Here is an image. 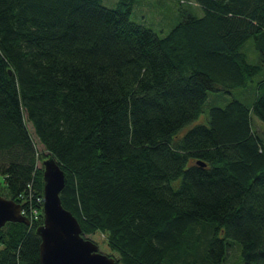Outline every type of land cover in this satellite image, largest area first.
Returning <instances> with one entry per match:
<instances>
[{"label":"trees","instance_id":"16d2710c","mask_svg":"<svg viewBox=\"0 0 264 264\" xmlns=\"http://www.w3.org/2000/svg\"><path fill=\"white\" fill-rule=\"evenodd\" d=\"M191 1L161 36L136 0H0V193L43 195L55 156L114 264H264V0ZM210 92L231 98L182 131ZM43 221L6 222L0 264H41Z\"/></svg>","mask_w":264,"mask_h":264},{"label":"water","instance_id":"95a60500","mask_svg":"<svg viewBox=\"0 0 264 264\" xmlns=\"http://www.w3.org/2000/svg\"><path fill=\"white\" fill-rule=\"evenodd\" d=\"M42 164L44 221L36 229L42 239L41 264H114L115 257L84 236L78 218L63 205L61 191L67 178L56 157L48 154ZM8 221L30 222L20 202L0 193V230Z\"/></svg>","mask_w":264,"mask_h":264},{"label":"rangeland","instance_id":"374dc122","mask_svg":"<svg viewBox=\"0 0 264 264\" xmlns=\"http://www.w3.org/2000/svg\"><path fill=\"white\" fill-rule=\"evenodd\" d=\"M118 0H103V3L107 6H115ZM186 12L193 13L195 15L201 16L204 14L202 6L191 0H136L133 5L131 12V19L136 22H139L145 26H148L155 30L159 35H166L172 27H174L183 17ZM252 41L246 46V51H249V54L252 59L256 54L254 49H251ZM231 98L227 93H217L210 92L209 98L204 105V111L201 112L199 117L191 121L182 131L189 129L197 123H202L207 121V110L211 105H225L226 102ZM253 115V126L261 135L264 137V124L262 121ZM37 149L43 150L41 143H38ZM39 164H42V160L39 158ZM2 176H0V182H2ZM1 190V189H0ZM86 237L91 238L99 245V249L102 252L116 256L118 254L117 250L111 249L105 238V235L101 232H95L89 234ZM237 244L236 242H234ZM238 245V244H237ZM239 246V245H238ZM229 256H226L225 260L221 264H241L240 256L237 257L238 248L235 245H232L229 249Z\"/></svg>","mask_w":264,"mask_h":264},{"label":"built area","instance_id":"2783aa9c","mask_svg":"<svg viewBox=\"0 0 264 264\" xmlns=\"http://www.w3.org/2000/svg\"><path fill=\"white\" fill-rule=\"evenodd\" d=\"M22 198V213L26 215L30 220L38 219L41 213V207H43V195L37 193V191L29 186L27 191L25 190L21 195Z\"/></svg>","mask_w":264,"mask_h":264},{"label":"crops","instance_id":"0c3cea01","mask_svg":"<svg viewBox=\"0 0 264 264\" xmlns=\"http://www.w3.org/2000/svg\"><path fill=\"white\" fill-rule=\"evenodd\" d=\"M251 86H252V87L248 89V90H250L249 93H253V94H254V91L257 90L256 84L253 83Z\"/></svg>","mask_w":264,"mask_h":264}]
</instances>
